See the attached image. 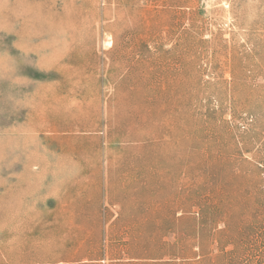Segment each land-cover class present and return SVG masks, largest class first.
<instances>
[{
    "label": "rangeland",
    "instance_id": "374dc122",
    "mask_svg": "<svg viewBox=\"0 0 264 264\" xmlns=\"http://www.w3.org/2000/svg\"><path fill=\"white\" fill-rule=\"evenodd\" d=\"M0 264H264V0H0Z\"/></svg>",
    "mask_w": 264,
    "mask_h": 264
}]
</instances>
